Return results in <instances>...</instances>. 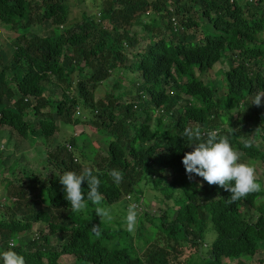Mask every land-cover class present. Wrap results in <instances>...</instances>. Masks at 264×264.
Here are the masks:
<instances>
[{
    "label": "trees",
    "instance_id": "16d2710c",
    "mask_svg": "<svg viewBox=\"0 0 264 264\" xmlns=\"http://www.w3.org/2000/svg\"><path fill=\"white\" fill-rule=\"evenodd\" d=\"M68 1L0 0V53L5 40L12 48L7 58L0 54V154L12 144L11 133L28 139L36 123L44 140L56 144L61 130L54 116L76 125V114L86 111L96 113L88 125L110 141L92 160L74 152L76 135L45 148L44 180L16 169L6 177L0 169V250L13 244L25 264H264L256 259L264 252V186L231 202L223 187L190 180L181 163L194 147L184 129L197 126L220 129L240 159L264 166V111L251 104L264 94V0H83L75 3L82 5L75 22ZM219 64L218 85L203 83L200 75ZM108 80L115 89H105ZM119 84L132 88L137 101L124 102ZM48 85L60 89L59 98ZM244 141L252 146L244 148ZM84 167L101 181L102 199H86L73 213L58 177ZM110 169L121 172L118 184ZM144 187L166 200L177 197L172 217L148 210ZM81 191L86 195V182ZM121 200L125 216L134 204L138 237L123 230L125 216L111 224L95 213ZM34 224L42 228L31 235ZM119 231L129 241L115 236Z\"/></svg>",
    "mask_w": 264,
    "mask_h": 264
},
{
    "label": "rangeland",
    "instance_id": "374dc122",
    "mask_svg": "<svg viewBox=\"0 0 264 264\" xmlns=\"http://www.w3.org/2000/svg\"><path fill=\"white\" fill-rule=\"evenodd\" d=\"M78 1H83V0H69L68 1V6H69V17L74 21L76 20L75 18H79L80 19V6H82L80 3L78 6H76L75 3H77ZM89 3L94 2L95 0H88ZM245 0H241V2H243ZM248 1V0H247ZM72 21V22H73ZM75 22V21H74ZM49 25L44 24L42 26H40L39 28L36 29L37 33H41L42 30L48 28ZM1 29V28H0ZM130 30H137V26H132L130 28ZM4 32V30H0V33ZM6 44L1 48V56L2 59H5L8 57V55L11 52V46H10V42L6 41ZM220 67L221 64L216 65L214 69H212L211 71L200 75V79L202 80L203 83L212 85H218V83L220 82V77L218 76V72L220 71ZM211 83V84H210ZM104 87L106 90H113L115 89V87H113V82L112 80H108L104 82ZM47 90L49 91V94L56 96L57 98L60 97V89L55 87V86H47ZM119 90L122 92H126L128 96L126 97H121L123 98L124 102L127 101H137V96L132 92V88L127 87V85L125 84H119ZM219 90V94H222V89L220 87H218ZM120 92V95L121 93ZM15 94V93H14ZM116 94V93H115ZM4 103H8V99H4ZM145 105H150V102H147ZM258 111L261 113L264 111V96L261 97V105L257 106ZM153 112V111H151ZM151 112H143L142 114H152ZM53 116H54V112ZM83 113V112H82ZM89 119H92V115H95V111L92 112L90 111H86ZM154 113V112H153ZM88 117L81 119V121L79 123H77L76 125L73 124H68V123H64V124H59V121L57 119L56 116H54V119L56 120V123L58 124L59 129L61 130L60 133L57 135L56 137V141H54L56 144H52L46 140H44L43 136L40 135V130L38 128L35 127V129L33 130V136L31 138H29L28 140H23V139H19L18 141L16 140V135L13 133H11V140H12V144L10 146H6L4 147V152L0 154V169L3 170V174H5L6 177H11L12 172L15 171V169L17 170V172L23 173L27 176H31V175H35L38 179L40 178L41 180H44V176L46 173L43 171L42 167L46 165L45 163V154H44V150L45 148L49 147V149H52L55 145L58 144H63L64 142L68 141V139L74 135H76V137H74V152L79 156V154H82L84 157H86L88 160H92V158L97 154V155H103L104 151L106 149V146L108 144V142L110 141V139L104 134V132L99 129L96 128L94 126H90L88 125ZM32 118V117H31ZM154 116H152L151 119V124H152V120H153ZM30 121L32 122H36V119L32 118ZM235 122V121H233ZM226 128V125H223ZM235 130H237V127L235 128ZM69 145V144H68ZM0 148H2L0 146ZM83 157V158H84ZM85 159V158H84ZM86 159V160H87ZM240 161H242L245 164H250L251 166L254 167L255 169V175L257 178L260 179L261 181V185L264 186V166L256 160L250 159L249 160H242L239 158ZM14 173V174H16ZM51 174V173H48ZM144 197H143V203L145 205H149V209L150 212L152 214L157 215L158 212L161 210L163 211L166 215H169L172 217L173 213H171L170 209H174V211L178 208V206L174 205L175 201L177 200V197L175 198H171V199H165L164 196H162L159 192H152L151 189L144 187ZM176 195V190L173 192V195ZM1 201V200H0ZM126 201H120L115 205H111V206H105L103 205L102 208H106L110 211V216L111 219L105 218V217H101L100 220H107L110 221L111 224H116V222L119 221H123L124 220V216H125V212H126ZM134 206V204H133ZM125 221V220H124ZM144 223V227L147 228L149 227V223L146 222L144 219L142 220V223ZM120 223V222H119ZM152 225H156L155 222ZM151 225V226H152ZM114 227H116V225H114ZM42 226L38 225V224H34L32 226V229L30 231L31 235H34L35 233L38 232L39 229H41ZM123 230L125 232H129L127 231L126 227L123 228ZM208 231L210 234L207 238L208 240H210L212 238V240L215 238V232L214 230L212 231L211 226H208ZM30 233L23 235L21 237V239L19 240L21 243L26 244L27 240H29L30 237ZM143 234V232H140V230H135L134 232H129V236L132 238L138 237L140 234ZM126 233H124L123 231H119L118 233H115V236H118L120 238V240L122 241V238L125 240L129 241V236ZM116 239V237H114V240ZM136 240V239H133ZM48 241L50 245H56V250L60 249V245L57 243L55 237H50L48 236ZM14 243L17 242V240L13 241ZM264 258V252L260 251L257 256L256 259H263Z\"/></svg>",
    "mask_w": 264,
    "mask_h": 264
},
{
    "label": "clouds",
    "instance_id": "9594fccd",
    "mask_svg": "<svg viewBox=\"0 0 264 264\" xmlns=\"http://www.w3.org/2000/svg\"><path fill=\"white\" fill-rule=\"evenodd\" d=\"M262 96L264 94L258 93L251 104L260 106ZM76 116L81 117V119L88 117L87 113L76 114ZM35 125L38 128L37 123ZM220 131V129H213L204 132L200 131L197 126L192 129H184V136L187 137L188 145L194 144V147L192 151L183 155L181 163L190 180L193 177H202L209 185L216 184L223 187L231 193L230 201L235 202L245 198L249 193L260 191L261 184L255 175L254 167L238 162L237 151L234 150L227 136L220 135ZM31 137L32 135L29 138ZM19 139L28 140L18 137L17 141ZM251 146L250 141L243 142L244 148ZM107 175L116 184L122 180V174L117 169L107 170ZM58 179L63 186L64 198L71 205L73 213H79L86 207V199L92 204L101 202L102 196L98 190L101 181L90 168L84 167L81 174L74 171H64ZM82 182H86L88 185L86 195L81 191ZM95 213L99 217L111 219L110 211L106 208L98 207L95 209ZM125 222L127 231L133 232L137 222V211L133 206L128 208ZM93 227L95 229L97 226L93 225ZM14 247L13 244H9L7 250H0V264H25L24 257L15 252Z\"/></svg>",
    "mask_w": 264,
    "mask_h": 264
}]
</instances>
